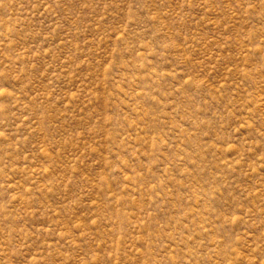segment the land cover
<instances>
[{
	"label": "rangeland",
	"instance_id": "1",
	"mask_svg": "<svg viewBox=\"0 0 264 264\" xmlns=\"http://www.w3.org/2000/svg\"><path fill=\"white\" fill-rule=\"evenodd\" d=\"M0 264H264V0H0Z\"/></svg>",
	"mask_w": 264,
	"mask_h": 264
}]
</instances>
